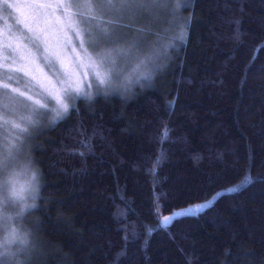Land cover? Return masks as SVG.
I'll use <instances>...</instances> for the list:
<instances>
[{
	"label": "trees",
	"instance_id": "1",
	"mask_svg": "<svg viewBox=\"0 0 264 264\" xmlns=\"http://www.w3.org/2000/svg\"><path fill=\"white\" fill-rule=\"evenodd\" d=\"M187 3L148 85L80 98L35 137L22 220L47 264H264V0Z\"/></svg>",
	"mask_w": 264,
	"mask_h": 264
},
{
	"label": "snow or ice",
	"instance_id": "2",
	"mask_svg": "<svg viewBox=\"0 0 264 264\" xmlns=\"http://www.w3.org/2000/svg\"><path fill=\"white\" fill-rule=\"evenodd\" d=\"M187 6H189L187 0L183 4L179 0L176 3H172L171 0H28L24 4L0 0V9L15 10L18 13L17 22L23 24L30 33L29 36L14 35L11 26H8L5 35V29H0V109L9 108V104H5L4 101L22 99L26 104L31 105L33 112L39 110L53 112V122L63 119L74 109V105L66 101L85 97L77 74L68 71L65 67V49L71 48L78 67L95 70L99 85H110L112 81L109 73L101 72L99 69L105 64L114 65L117 56H129L136 48L135 41L127 48L106 50L95 56L89 53V48L95 49L102 40L111 39L115 42L120 39V35L110 28L133 27L131 24H122V20L132 21L147 16L158 21L159 16L163 14L171 19L166 21L169 24L168 29L163 33H155L159 42L173 27H176L175 20ZM154 13L155 17H153ZM107 14L116 18L105 20L104 16ZM93 21L96 23H91ZM190 23V19L185 22V24ZM105 24L110 27H103L102 25ZM135 31L144 33L146 29L137 27ZM185 35L186 33L181 29L179 33L181 41L184 40ZM73 38L78 44V50ZM236 38L239 39V33ZM170 46L162 47L154 55L144 57L135 64L132 71L138 73L137 84L149 82L154 78L153 72L158 69L149 68V65L158 60ZM57 64L64 71L63 73L53 71L52 75L57 77L53 81L44 68L53 70ZM130 75L125 77L123 84L125 92L131 91L128 87L131 82ZM13 83L18 87H13ZM49 99L55 101V108L48 109L47 104L42 102ZM21 119L34 123L31 117H21ZM2 120L3 114L0 112V121ZM7 122L17 129L20 128V125L12 121ZM20 130L27 131V129ZM15 139L16 142H10L6 150H0V173L4 174L0 177V227L7 232L4 240L0 241V264H34V261L41 257H44L43 264H47V254L33 245L28 232H23L15 226V220L23 217L24 210L21 209L19 213L11 216L5 212L9 204L24 199L25 190H35L41 176L39 169L34 166V161L30 157L26 158L24 168L30 178L26 185H22L17 190L18 173L15 171V165L19 163L23 141ZM10 165L13 166L11 170ZM5 173H7L6 178ZM6 186L11 188V195L14 198L12 201L3 196ZM171 219L172 217L166 216L163 218V223L167 224ZM123 255L124 253L118 254L116 264H119L120 256Z\"/></svg>",
	"mask_w": 264,
	"mask_h": 264
},
{
	"label": "rangeland",
	"instance_id": "3",
	"mask_svg": "<svg viewBox=\"0 0 264 264\" xmlns=\"http://www.w3.org/2000/svg\"><path fill=\"white\" fill-rule=\"evenodd\" d=\"M9 2L24 4L27 3L28 0H9ZM172 3H176L177 0H171ZM180 2V0H179ZM181 3V2H180ZM184 3V2H183ZM11 13V14H9ZM18 13L15 10H3L0 9V29H5V35H7V27L11 26L12 33L14 35L29 36L30 33L27 32V29L24 28L23 24L17 22ZM156 14H153L155 17ZM116 17L107 14L104 16L105 20L115 19ZM179 18V16H178ZM177 18V19H178ZM170 17H167L163 14L159 16L158 21L154 19H150L147 16L139 17L135 20L129 21L127 19L122 20V24H131L133 27L129 28H110L111 31L120 35V39L113 42L111 39L102 40L99 45L93 49L89 48V53L95 56L98 53L104 52L106 50L118 49V48H127L130 43L135 41L136 48L133 49L132 53L125 56H117L116 62L114 65L105 64L99 70L101 72H108L112 83L110 85H99L98 80L95 75V70L86 69L77 66V61L74 57V54L71 51V48H67L64 51L65 57V67L68 71L75 72L77 77L80 80V87L82 92L85 94V98H92L96 94H114L117 93L120 96L126 97L129 95L136 86H145L148 85V82L143 84H137L136 78L138 73H133L132 69L135 64L144 57L149 55H154L158 50H160L164 46L171 45L167 48L166 52H163L161 57L158 60H155L153 64L149 65V68H156L157 71L153 72V76L157 77L158 71L165 65L169 53V49L176 47L177 41L180 40L179 33L181 29L185 30L184 24L181 23L176 24L177 19L175 20L176 28L173 27L168 35L161 41H157L155 33H163L165 29L169 28V24L166 22L170 20ZM182 22V21H181ZM95 24L96 22H91ZM103 27H110L109 25H102ZM143 27L146 29L144 33H138L135 31V28ZM176 29V30H175ZM71 35V34H70ZM170 38V40L168 39ZM73 43L76 44L75 38H73ZM78 50V44H76ZM41 66L43 67V62L41 61ZM143 70V69H142ZM44 71L48 73L49 77L52 78L53 81L57 79V77L52 75L53 71L63 73L64 69L60 67L59 64L56 65L55 69L50 70L48 68H44ZM131 74V75H130ZM22 75V74H21ZM130 75L131 82L128 84V87L131 88L130 92H125L123 89V84L125 83V77ZM61 79L63 76L60 77ZM11 83V82H9ZM13 87H18L16 84H12ZM23 90V88H22ZM32 94V93H29ZM39 98V97H37ZM78 99L73 98L72 101H66L70 104H76ZM47 104L48 109H53L56 107L54 100L42 101ZM5 104H9L8 109H0V112L3 114V120L0 121V150H6L9 146L10 142H16L15 138L23 141L21 146L22 151L19 156V163L15 165V171L18 173L17 180L22 185H24L30 178L29 173L24 168V162L26 158L30 157L31 160V151L32 144L34 143L35 137H37L38 133L42 132L44 128L48 125L47 123L53 125L56 122H53L54 113L51 111L39 110L33 112L31 110V105L26 104L22 99H17L15 101L9 102L4 101ZM21 117H31V120L34 123H29L26 119H21ZM7 121H12L14 124L20 125V128L17 129L13 127V124L8 123ZM20 129H27L26 132L21 131ZM13 166L10 165L9 168L11 170ZM4 174L0 173V177ZM215 199V196L210 198L209 200L198 202L195 204L187 205L186 207L178 208L175 211L164 214V216L160 217V224L165 226L163 223L164 217H172L170 222H172L179 215H187V214H197L198 212L204 210L209 207L212 201ZM7 215H15L17 209L14 204H9V206L5 209ZM169 222V223H170ZM15 226L21 231L25 232L23 228V220L19 218L15 220ZM167 223V224H169ZM7 232L3 227H0V241H3L6 237ZM30 239V237H29ZM15 250V249H13Z\"/></svg>",
	"mask_w": 264,
	"mask_h": 264
},
{
	"label": "clouds",
	"instance_id": "4",
	"mask_svg": "<svg viewBox=\"0 0 264 264\" xmlns=\"http://www.w3.org/2000/svg\"><path fill=\"white\" fill-rule=\"evenodd\" d=\"M7 176V173H5V178ZM28 182V181H27ZM27 182L24 184L26 185ZM36 183V182H34ZM21 187V184L18 182L17 184V190H19ZM39 191V184L36 183L35 190H25L23 192L24 199L23 200H16L15 201V207L17 209L16 213H19L21 209L24 210V212L30 208L36 207V200L38 196ZM3 196L5 199H8L9 201L14 200V198L11 195V188L10 186L5 187V191L3 192Z\"/></svg>",
	"mask_w": 264,
	"mask_h": 264
}]
</instances>
